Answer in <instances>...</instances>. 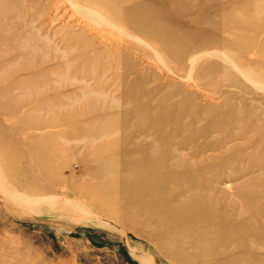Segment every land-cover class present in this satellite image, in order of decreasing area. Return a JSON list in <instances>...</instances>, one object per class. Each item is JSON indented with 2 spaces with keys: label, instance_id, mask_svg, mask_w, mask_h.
<instances>
[{
  "label": "rangeland",
  "instance_id": "1",
  "mask_svg": "<svg viewBox=\"0 0 264 264\" xmlns=\"http://www.w3.org/2000/svg\"><path fill=\"white\" fill-rule=\"evenodd\" d=\"M0 264H264V0H0Z\"/></svg>",
  "mask_w": 264,
  "mask_h": 264
},
{
  "label": "bare ground",
  "instance_id": "2",
  "mask_svg": "<svg viewBox=\"0 0 264 264\" xmlns=\"http://www.w3.org/2000/svg\"><path fill=\"white\" fill-rule=\"evenodd\" d=\"M191 61L194 62V59H192ZM183 169L184 170H189V169L191 170V167H186V168H183ZM198 170L200 172H203L205 170V168L202 167V168H199ZM177 172H179V171H177ZM202 185L203 184L201 183L200 187ZM18 195L21 196V194H19V193L17 195H15V196H18ZM26 197H28V196H26ZM16 200H18L19 202L24 203L25 207H28V208H32L33 205H35V206L36 205H40V203H47V204L51 205V204L56 202L55 199H53V198L44 199V200H41V199L40 200H36V199L27 200V198L26 199L17 198ZM208 201H207V199L203 198V199H200V200L199 199L198 200H193V202H189L188 201V203H185V205L183 206V210L187 211L186 221L190 222V223L192 222L193 224L197 223V224H200V225L202 224L203 225V223H204L205 226H211V225L215 226V225H217V227H220L221 223H222V222L220 223V221H221V213L215 207H212V204H209ZM66 204H67V206L70 205V203H68V202ZM78 207H80V206H78ZM78 207H77V205L74 206V208L76 210L77 209H81V208H78ZM75 209L72 208V210H74V211H75ZM176 215H181V214L178 211H173L174 219L178 218ZM218 252H220V254H223L225 252V248L219 247L218 248Z\"/></svg>",
  "mask_w": 264,
  "mask_h": 264
}]
</instances>
